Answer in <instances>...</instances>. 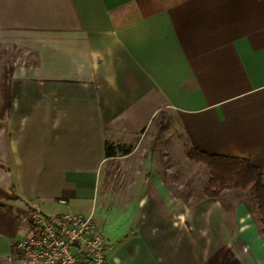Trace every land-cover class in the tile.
Returning a JSON list of instances; mask_svg holds the SVG:
<instances>
[{
  "label": "crops",
  "instance_id": "obj_1",
  "mask_svg": "<svg viewBox=\"0 0 264 264\" xmlns=\"http://www.w3.org/2000/svg\"><path fill=\"white\" fill-rule=\"evenodd\" d=\"M0 42L32 57L0 67V264L34 208L91 213L109 264H264L243 199L186 198L149 162L116 178L115 213L99 192L105 143L167 112L264 173V0H0Z\"/></svg>",
  "mask_w": 264,
  "mask_h": 264
},
{
  "label": "rangeland",
  "instance_id": "obj_2",
  "mask_svg": "<svg viewBox=\"0 0 264 264\" xmlns=\"http://www.w3.org/2000/svg\"><path fill=\"white\" fill-rule=\"evenodd\" d=\"M31 58V55L22 47L0 42V67L7 63H28L32 60ZM120 147L134 149V152L130 156L118 153L116 158L110 160L106 165L99 192L111 197L107 205L110 212H116V189L118 188L116 178L127 179L130 173H136L135 170H129V165L132 163L133 165L145 162L154 163L153 171L168 179L172 183L171 188L186 198L193 199L203 195V188L209 177L208 169L204 164L188 158L189 147L184 134L170 112L158 116L145 132L134 137L130 143L121 144ZM220 195L227 196L233 201L247 199L236 190L224 189ZM256 209V203L251 205V213L259 223ZM25 222L28 225L29 233V223L26 220ZM15 253L13 256L16 259L18 257Z\"/></svg>",
  "mask_w": 264,
  "mask_h": 264
},
{
  "label": "built area",
  "instance_id": "obj_3",
  "mask_svg": "<svg viewBox=\"0 0 264 264\" xmlns=\"http://www.w3.org/2000/svg\"><path fill=\"white\" fill-rule=\"evenodd\" d=\"M25 220L29 233L14 243L20 264H109L107 241L91 213L34 208Z\"/></svg>",
  "mask_w": 264,
  "mask_h": 264
},
{
  "label": "trees",
  "instance_id": "obj_4",
  "mask_svg": "<svg viewBox=\"0 0 264 264\" xmlns=\"http://www.w3.org/2000/svg\"><path fill=\"white\" fill-rule=\"evenodd\" d=\"M128 152V148L123 149L120 145L105 143L106 157ZM187 156L194 162L204 164L208 169L209 177L203 188L204 195L217 197L224 189L236 190L242 197H247L243 200L249 208L256 203L259 229L264 238V173L244 157L209 154L194 146L188 148ZM12 252H16L14 244Z\"/></svg>",
  "mask_w": 264,
  "mask_h": 264
}]
</instances>
